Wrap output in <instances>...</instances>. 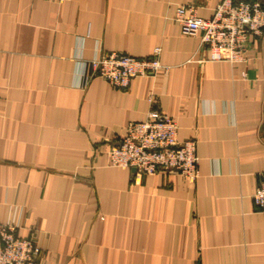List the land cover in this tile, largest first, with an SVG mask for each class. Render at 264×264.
Returning a JSON list of instances; mask_svg holds the SVG:
<instances>
[{
	"label": "crops",
	"instance_id": "1",
	"mask_svg": "<svg viewBox=\"0 0 264 264\" xmlns=\"http://www.w3.org/2000/svg\"><path fill=\"white\" fill-rule=\"evenodd\" d=\"M217 1L0 0V223L34 240L35 264H264L251 198L264 180V35L243 62L210 60L173 19L184 4L207 18ZM155 47L163 67L126 88L91 74L101 53ZM150 108L195 139L194 182L108 164Z\"/></svg>",
	"mask_w": 264,
	"mask_h": 264
},
{
	"label": "built area",
	"instance_id": "2",
	"mask_svg": "<svg viewBox=\"0 0 264 264\" xmlns=\"http://www.w3.org/2000/svg\"><path fill=\"white\" fill-rule=\"evenodd\" d=\"M63 2L64 0H54ZM173 19L183 34H199L201 48L210 60L231 63L246 60L250 36L264 35V5L250 0H218L212 14L201 17L194 13V4L177 7ZM155 47L148 57L137 58L124 52L111 51L94 56L89 62L91 74L109 84L126 88L136 76L154 74L162 64ZM152 103L154 98L148 96ZM175 118L150 108L142 120H132L124 134L106 150L108 164L133 168V175L176 172L187 182L198 176V156L193 138L178 140ZM256 208L264 212V180L251 194ZM17 223L9 218L0 223V264H35L39 246L29 236L16 232Z\"/></svg>",
	"mask_w": 264,
	"mask_h": 264
},
{
	"label": "water",
	"instance_id": "3",
	"mask_svg": "<svg viewBox=\"0 0 264 264\" xmlns=\"http://www.w3.org/2000/svg\"><path fill=\"white\" fill-rule=\"evenodd\" d=\"M132 170H133V168H132Z\"/></svg>",
	"mask_w": 264,
	"mask_h": 264
}]
</instances>
